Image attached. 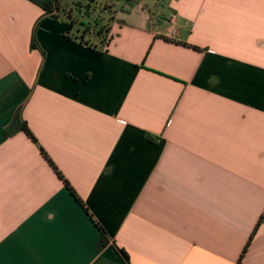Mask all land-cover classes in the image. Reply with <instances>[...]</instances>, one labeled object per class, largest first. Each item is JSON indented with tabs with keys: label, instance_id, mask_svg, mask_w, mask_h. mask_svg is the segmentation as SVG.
I'll return each instance as SVG.
<instances>
[{
	"label": "crops",
	"instance_id": "1",
	"mask_svg": "<svg viewBox=\"0 0 264 264\" xmlns=\"http://www.w3.org/2000/svg\"><path fill=\"white\" fill-rule=\"evenodd\" d=\"M119 6L0 0V264H264V0Z\"/></svg>",
	"mask_w": 264,
	"mask_h": 264
},
{
	"label": "trees",
	"instance_id": "2",
	"mask_svg": "<svg viewBox=\"0 0 264 264\" xmlns=\"http://www.w3.org/2000/svg\"><path fill=\"white\" fill-rule=\"evenodd\" d=\"M28 1L35 4L40 9H42L44 14L51 15L53 17H58L60 15L63 16L65 18V20L69 21L71 27L74 28L75 35L79 34L77 36L79 37V39L81 41H83L84 37H86V31H88V32L92 31L90 29L89 25H85V23H83L82 21L80 22L77 19L73 18V15L71 14V10L66 9V7L63 4V0H28ZM90 1H92V0H90ZM121 1H122L121 2V8L123 6L133 7L136 3L139 2V0H121ZM160 2H161V0H157V3H160ZM111 10H109V12H111ZM109 20H110V16L108 17V19L106 20V22L104 24L99 23L97 29L93 30V33L95 34V38H96L95 40H100L99 44H101V45H103L105 43L107 33L109 32V27H108V21ZM77 23L79 24V27L75 28L74 25ZM80 26H83L82 30L80 29ZM86 38L90 39V37H86ZM90 41H92V40L90 39ZM84 42H86V44H88L87 41H84ZM31 46L34 47L33 41L31 42ZM192 47L195 49L198 48L196 46H192ZM19 131H23L31 139V141H33L38 146L42 156L46 159V161L51 166V168L54 170V172L58 175V177L63 181L64 185L70 191V193L72 194L74 199L78 202V204H80L84 208V210L87 213V209L85 207L84 202L78 197V195L76 194L74 189L70 186L69 182L64 178L62 173L58 170L56 165L49 158L47 153L44 151V149L38 143L35 136L32 134V132L28 128L27 123L22 116V108H18L16 110V112L14 113L10 122L5 127V132L7 135H13ZM95 225L97 226L98 232H99L95 249H96V252H100L106 246V244L108 242V236L101 226H99L97 224H95ZM257 226H258V223L256 224V227L252 231L250 238H249L248 242L246 243V245L244 246L236 264H241L243 255L246 251V248H247L251 238L253 237V235L255 233V230L257 229ZM118 250L121 253L122 257L128 262L129 259H128L127 253L122 248H119Z\"/></svg>",
	"mask_w": 264,
	"mask_h": 264
},
{
	"label": "rangeland",
	"instance_id": "3",
	"mask_svg": "<svg viewBox=\"0 0 264 264\" xmlns=\"http://www.w3.org/2000/svg\"><path fill=\"white\" fill-rule=\"evenodd\" d=\"M121 2V0H63L64 6L71 10L74 19L90 26L92 31H86V37H90L91 40L96 39L93 30L97 29L99 23L104 24L111 15L109 10L116 6L120 7ZM74 27H79V24H75ZM80 29L82 30L83 26H80Z\"/></svg>",
	"mask_w": 264,
	"mask_h": 264
},
{
	"label": "built area",
	"instance_id": "4",
	"mask_svg": "<svg viewBox=\"0 0 264 264\" xmlns=\"http://www.w3.org/2000/svg\"><path fill=\"white\" fill-rule=\"evenodd\" d=\"M173 17H174V14L172 12H170L168 15H167V19L172 21L173 20ZM175 33V30H172L171 31V34H174Z\"/></svg>",
	"mask_w": 264,
	"mask_h": 264
}]
</instances>
